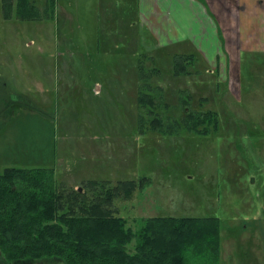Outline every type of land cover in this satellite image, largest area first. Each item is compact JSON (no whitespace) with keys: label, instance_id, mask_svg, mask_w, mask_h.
Segmentation results:
<instances>
[{"label":"rangeland","instance_id":"rangeland-1","mask_svg":"<svg viewBox=\"0 0 264 264\" xmlns=\"http://www.w3.org/2000/svg\"><path fill=\"white\" fill-rule=\"evenodd\" d=\"M55 1L53 17L21 21L0 0V173L51 169L66 191L143 179L129 199L119 192L114 201L127 227L150 217H216L219 264H264V47L250 37L264 26V3L242 10L241 57L227 64L222 32L203 40L192 11L156 33L132 0ZM177 54L193 56L179 76ZM147 83L160 88L153 111L163 127L211 112L217 129H152L138 105Z\"/></svg>","mask_w":264,"mask_h":264},{"label":"trees","instance_id":"trees-1","mask_svg":"<svg viewBox=\"0 0 264 264\" xmlns=\"http://www.w3.org/2000/svg\"><path fill=\"white\" fill-rule=\"evenodd\" d=\"M1 8L21 21H33L41 14L53 17L56 1L1 0ZM192 57L177 54L172 62L174 75L186 74ZM154 89L147 83L138 97L139 108L151 117L152 129L167 133L182 126L204 135L207 131L199 126L210 124L213 131L217 129V118L211 112L188 114L181 124L163 127V120L153 111L157 96L153 92L160 88ZM143 118L139 116L140 121ZM53 174L51 169L19 168L0 173V264L220 263L218 218L150 217L140 219L139 228L133 231L113 204L119 192L129 199L143 179L118 182L116 187L88 181L84 187L66 191L56 188ZM132 241L130 254L126 247Z\"/></svg>","mask_w":264,"mask_h":264},{"label":"crops","instance_id":"crops-1","mask_svg":"<svg viewBox=\"0 0 264 264\" xmlns=\"http://www.w3.org/2000/svg\"><path fill=\"white\" fill-rule=\"evenodd\" d=\"M131 0H128V2ZM136 2V12L140 19H143L149 31L156 33L170 32L171 27L176 22H181L184 10L193 12L195 17H199V31L203 40L206 32L217 30L224 38L222 43V53L224 52L226 61L224 63H236L239 58L237 45L238 31H243L248 25L247 13L242 10L248 8L246 4L264 3V0H132ZM135 4V3H134ZM177 9L171 14L172 9ZM172 12H175L172 11ZM253 24V18L250 21ZM264 25V22H261ZM173 30V29H172ZM221 36V35H220ZM252 44L257 48L264 47V26L252 31L250 35ZM185 42L189 38H183ZM247 47H250L249 45ZM224 49V51H223ZM246 51V50H245ZM250 52V51H248ZM263 52V51H260ZM264 53V52H263ZM235 56V57H233ZM216 60L218 57L215 55ZM241 57V56H240ZM230 58V59H229Z\"/></svg>","mask_w":264,"mask_h":264}]
</instances>
